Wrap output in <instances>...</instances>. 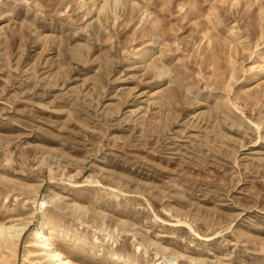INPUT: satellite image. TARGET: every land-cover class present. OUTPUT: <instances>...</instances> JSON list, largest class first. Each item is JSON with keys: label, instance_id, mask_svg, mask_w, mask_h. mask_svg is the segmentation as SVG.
<instances>
[{"label": "rangeland", "instance_id": "rangeland-1", "mask_svg": "<svg viewBox=\"0 0 264 264\" xmlns=\"http://www.w3.org/2000/svg\"><path fill=\"white\" fill-rule=\"evenodd\" d=\"M263 69L264 0H0V264H264Z\"/></svg>", "mask_w": 264, "mask_h": 264}, {"label": "bare ground", "instance_id": "bare-ground-1", "mask_svg": "<svg viewBox=\"0 0 264 264\" xmlns=\"http://www.w3.org/2000/svg\"><path fill=\"white\" fill-rule=\"evenodd\" d=\"M23 231L24 226L22 225L14 223L5 225L3 223H0V244L4 248L6 247V249L13 247L19 241L21 235L23 234ZM30 234L34 236V238L36 239V245L40 250L43 251L44 256H46L52 264H74L68 259L67 256L64 255L60 248L54 246L52 238L44 234L42 230V221H38V223L31 230ZM39 239L42 240L39 241Z\"/></svg>", "mask_w": 264, "mask_h": 264}]
</instances>
